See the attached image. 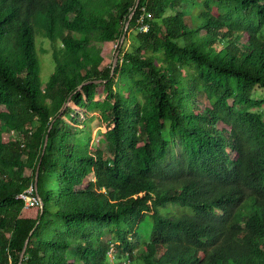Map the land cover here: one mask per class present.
<instances>
[{
    "label": "trees",
    "instance_id": "16d2710c",
    "mask_svg": "<svg viewBox=\"0 0 264 264\" xmlns=\"http://www.w3.org/2000/svg\"><path fill=\"white\" fill-rule=\"evenodd\" d=\"M135 4L0 0V264H264V0Z\"/></svg>",
    "mask_w": 264,
    "mask_h": 264
},
{
    "label": "rangeland",
    "instance_id": "374dc122",
    "mask_svg": "<svg viewBox=\"0 0 264 264\" xmlns=\"http://www.w3.org/2000/svg\"><path fill=\"white\" fill-rule=\"evenodd\" d=\"M131 42V41H130ZM129 42V44H130ZM128 44V45H129ZM44 47H46L49 52L48 53H45L43 54L41 51H40V42H38V39H37V49H38V53H39V57H40V60L42 62V72H41V77L44 81H46L50 74L54 71V68H55V63H54V59L52 57V50H51V46L49 44V42H45L44 43ZM116 50V48H115ZM115 50L113 51V53L111 55L108 56L107 58V63H110L111 61H113V58H114V55H115ZM200 104L202 106H206L208 105V102L207 100H200ZM90 125H89V128L92 132V142L94 145L98 146V145H102L101 144V138H102V130L100 128V123H99V120L98 118H96V116H94L93 119H91L89 121ZM220 126L222 127L223 125L220 124ZM74 128V126H73ZM11 136H15V133H12ZM232 156H234V154L232 153ZM56 185V180H55V177H53L50 181V186H54ZM151 225H152V219L151 218H148L147 221H145V223L143 224V227H142V230L143 231H146L147 229H150L151 231ZM149 234L150 232L148 233V231L145 233V238H149ZM143 252V248L142 247H139L137 250H136V255L139 256L141 253ZM139 264H140V260H139Z\"/></svg>",
    "mask_w": 264,
    "mask_h": 264
},
{
    "label": "water",
    "instance_id": "95a60500",
    "mask_svg": "<svg viewBox=\"0 0 264 264\" xmlns=\"http://www.w3.org/2000/svg\"><path fill=\"white\" fill-rule=\"evenodd\" d=\"M140 1H141V0H136L135 7H134L133 11L131 12L130 17H129V20L127 21V23H126V25H125V32H124V34H123V36H122V38H121V44H122V43L124 42V40H125V36H126V33H127L128 29H129L131 19L133 18L134 14H135V12H136V10H137V7H138L139 4H140ZM119 53H120V51L117 50L116 53H115V55H114V58H113V64H112V71H111L112 74L114 73L115 68H116V66H117V64H118V61H119ZM101 81H102V80H89V81H85V82H83V83L79 86L78 89H81L82 86H84L85 84H88V83H100ZM68 104H69V102L66 104V106H67ZM51 128H52V124L50 125L49 130H50ZM47 143H48V135L46 136V139H45V145H44L43 153L45 152V149H46ZM40 164H41V161H40V163H39V165H38V168H37V171H36V177H35V181H34V187H35V189H36L37 195H38L39 198H40V207H41V211L43 212V211H44V205H45V203H44V201H43V198L41 197V195H40L39 192H38V181H39V172H40L39 170H40ZM32 232H33V231H31L30 235L32 234ZM29 241H30V236L26 239L25 244H24V247H23V249H22V251H21V253H20L19 264H23V260H24L25 255H26V251H27V247H28Z\"/></svg>",
    "mask_w": 264,
    "mask_h": 264
},
{
    "label": "bare ground",
    "instance_id": "6f19581e",
    "mask_svg": "<svg viewBox=\"0 0 264 264\" xmlns=\"http://www.w3.org/2000/svg\"><path fill=\"white\" fill-rule=\"evenodd\" d=\"M147 29L148 28H146V30ZM35 191H36V189H35V187L33 185L29 189H27L25 191L26 192L25 194L24 193L23 194H20L18 196V198L23 199L24 201H26L27 206L30 207L31 204H32V200L37 197V194H36L37 192L35 193ZM38 201H39V204H40V198H39V196H38ZM115 247H114V245H112V247H110L111 249H109L110 250L109 251V256H110V263L109 264H117L116 263V256H115ZM113 254H114V259H113Z\"/></svg>",
    "mask_w": 264,
    "mask_h": 264
},
{
    "label": "built area",
    "instance_id": "2783aa9c",
    "mask_svg": "<svg viewBox=\"0 0 264 264\" xmlns=\"http://www.w3.org/2000/svg\"><path fill=\"white\" fill-rule=\"evenodd\" d=\"M140 18H144V13L141 15ZM146 28H148V27L145 26V25H144V27H140V29H141L142 31H145ZM25 193H26V192H24V194H25ZM38 204H39V201H38V195H37V197L34 198V199L32 200V204H31V206H36V205H38ZM113 259H114V254H113Z\"/></svg>",
    "mask_w": 264,
    "mask_h": 264
}]
</instances>
